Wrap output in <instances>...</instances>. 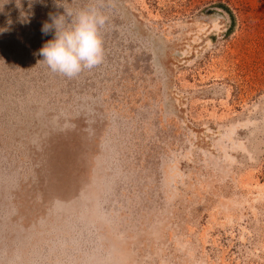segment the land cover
I'll list each match as a JSON object with an SVG mask.
<instances>
[{
    "label": "rangeland",
    "instance_id": "rangeland-1",
    "mask_svg": "<svg viewBox=\"0 0 264 264\" xmlns=\"http://www.w3.org/2000/svg\"><path fill=\"white\" fill-rule=\"evenodd\" d=\"M18 5L0 264H264V0H66L107 18L103 63L72 79L39 62L63 8Z\"/></svg>",
    "mask_w": 264,
    "mask_h": 264
},
{
    "label": "clouds",
    "instance_id": "clouds-1",
    "mask_svg": "<svg viewBox=\"0 0 264 264\" xmlns=\"http://www.w3.org/2000/svg\"><path fill=\"white\" fill-rule=\"evenodd\" d=\"M54 4L63 8V13H50V22L42 25L43 34L52 32L54 36L39 50L43 58L39 62H44L53 73L72 79L103 63L105 51L100 29L107 18L93 9H70L66 0H54Z\"/></svg>",
    "mask_w": 264,
    "mask_h": 264
}]
</instances>
